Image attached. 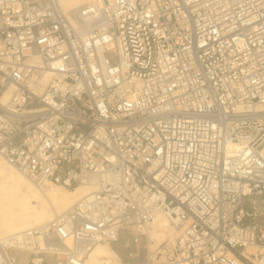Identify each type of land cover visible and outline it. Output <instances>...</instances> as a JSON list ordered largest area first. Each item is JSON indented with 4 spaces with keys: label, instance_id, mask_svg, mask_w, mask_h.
I'll return each instance as SVG.
<instances>
[{
    "label": "built area",
    "instance_id": "built-area-1",
    "mask_svg": "<svg viewBox=\"0 0 264 264\" xmlns=\"http://www.w3.org/2000/svg\"><path fill=\"white\" fill-rule=\"evenodd\" d=\"M0 156L93 184L0 264H85L121 231L144 264H264V0H0Z\"/></svg>",
    "mask_w": 264,
    "mask_h": 264
},
{
    "label": "bare ground",
    "instance_id": "bare-ground-1",
    "mask_svg": "<svg viewBox=\"0 0 264 264\" xmlns=\"http://www.w3.org/2000/svg\"><path fill=\"white\" fill-rule=\"evenodd\" d=\"M91 1L93 0H60V6L69 10ZM92 190V182L77 184L71 188L49 181L34 182L0 156V240L5 241L7 236L45 226ZM170 228L175 231L171 226ZM166 230L167 219L164 214L157 212L147 231L148 237L157 240L165 234L171 240L173 232L168 233ZM110 246L107 242L96 243L89 252L86 263L98 264L103 259L100 264H121L109 260V256L118 258ZM50 248L60 251L55 243ZM255 249V245L247 246L250 252ZM33 260L38 261V258L34 257Z\"/></svg>",
    "mask_w": 264,
    "mask_h": 264
},
{
    "label": "rangeland",
    "instance_id": "rangeland-1",
    "mask_svg": "<svg viewBox=\"0 0 264 264\" xmlns=\"http://www.w3.org/2000/svg\"><path fill=\"white\" fill-rule=\"evenodd\" d=\"M166 232L170 233L173 232L172 236H170L172 239L176 236V232L173 231L167 221V230ZM162 240H169L166 235L162 234L161 237L155 241V244L161 242ZM262 241L264 242V238L262 239ZM132 243H131V236L129 235V233H127L126 231H121L119 238L117 241L113 242L111 244V248L115 251V253L117 254V256L119 258H115L113 256H109L110 259L112 260V262L114 263H121V264H125V263H140V264H144L146 261V251H147V244L145 242V237L144 236H140L139 238V252L137 257L131 259L129 257H127V252L132 249ZM150 248H153L154 245H149ZM63 256L61 254L58 255H48L47 256V264H53V262L58 259L60 260ZM108 257V258H109ZM103 259H101L102 261ZM101 261L98 263L100 264ZM44 264V263H43ZM85 264L86 260H85ZM159 264H165V262H160Z\"/></svg>",
    "mask_w": 264,
    "mask_h": 264
},
{
    "label": "crops",
    "instance_id": "crops-1",
    "mask_svg": "<svg viewBox=\"0 0 264 264\" xmlns=\"http://www.w3.org/2000/svg\"><path fill=\"white\" fill-rule=\"evenodd\" d=\"M111 247V246H110ZM114 251V250H113ZM115 252V251H114Z\"/></svg>",
    "mask_w": 264,
    "mask_h": 264
}]
</instances>
